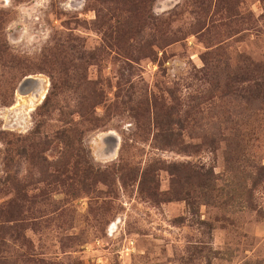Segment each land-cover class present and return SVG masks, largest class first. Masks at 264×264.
I'll return each instance as SVG.
<instances>
[{
	"label": "rangeland",
	"instance_id": "1",
	"mask_svg": "<svg viewBox=\"0 0 264 264\" xmlns=\"http://www.w3.org/2000/svg\"><path fill=\"white\" fill-rule=\"evenodd\" d=\"M0 264H264V0H0Z\"/></svg>",
	"mask_w": 264,
	"mask_h": 264
}]
</instances>
